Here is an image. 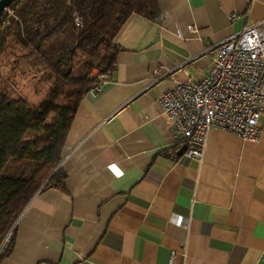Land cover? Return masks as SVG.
Returning <instances> with one entry per match:
<instances>
[{"label": "crops", "instance_id": "0c3cea01", "mask_svg": "<svg viewBox=\"0 0 264 264\" xmlns=\"http://www.w3.org/2000/svg\"><path fill=\"white\" fill-rule=\"evenodd\" d=\"M156 2L163 23L140 7L102 92L79 105L65 189L33 195L0 264H264V115L257 142L214 128L203 158L182 164L160 104L176 77L206 74L220 43L264 19V0Z\"/></svg>", "mask_w": 264, "mask_h": 264}, {"label": "trees", "instance_id": "16d2710c", "mask_svg": "<svg viewBox=\"0 0 264 264\" xmlns=\"http://www.w3.org/2000/svg\"><path fill=\"white\" fill-rule=\"evenodd\" d=\"M140 7L163 23L156 0H17L0 17V58L20 47L25 53L12 69L23 58L28 69L44 66L56 77L38 107L0 88V245L12 231L0 262L14 248L17 219L33 195L65 189L60 164L74 117L99 76L116 69L115 38Z\"/></svg>", "mask_w": 264, "mask_h": 264}, {"label": "built area", "instance_id": "2783aa9c", "mask_svg": "<svg viewBox=\"0 0 264 264\" xmlns=\"http://www.w3.org/2000/svg\"><path fill=\"white\" fill-rule=\"evenodd\" d=\"M110 75L99 76L91 91L101 93ZM160 104L174 139L170 154L182 164L203 158L214 128L257 142L264 115V19L220 43L206 74L176 77L175 85L160 96ZM11 232L0 245V255Z\"/></svg>", "mask_w": 264, "mask_h": 264}, {"label": "rangeland", "instance_id": "374dc122", "mask_svg": "<svg viewBox=\"0 0 264 264\" xmlns=\"http://www.w3.org/2000/svg\"><path fill=\"white\" fill-rule=\"evenodd\" d=\"M24 53V50L16 47L13 54L6 53L0 58V88H6L12 98H22L38 107L48 97L56 83V77L44 66L36 65L35 68L28 69L23 58L12 69L15 56L22 57Z\"/></svg>", "mask_w": 264, "mask_h": 264}, {"label": "water", "instance_id": "95a60500", "mask_svg": "<svg viewBox=\"0 0 264 264\" xmlns=\"http://www.w3.org/2000/svg\"><path fill=\"white\" fill-rule=\"evenodd\" d=\"M17 0H0V17L4 14L6 10L12 5L13 2Z\"/></svg>", "mask_w": 264, "mask_h": 264}, {"label": "clouds", "instance_id": "9594fccd", "mask_svg": "<svg viewBox=\"0 0 264 264\" xmlns=\"http://www.w3.org/2000/svg\"><path fill=\"white\" fill-rule=\"evenodd\" d=\"M112 168H115V166H112ZM118 173H119V174H117L118 176L123 175V173L119 172V170H118ZM169 223L174 224L177 228H179V227H181L182 217H175L174 216V217L170 218Z\"/></svg>", "mask_w": 264, "mask_h": 264}, {"label": "snow or ice", "instance_id": "6c2138e0", "mask_svg": "<svg viewBox=\"0 0 264 264\" xmlns=\"http://www.w3.org/2000/svg\"><path fill=\"white\" fill-rule=\"evenodd\" d=\"M114 171H116V172H117V174H119L117 169H115V168H114Z\"/></svg>", "mask_w": 264, "mask_h": 264}]
</instances>
